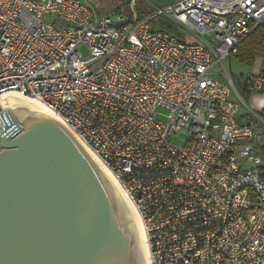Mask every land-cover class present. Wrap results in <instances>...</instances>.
<instances>
[{
	"label": "built area",
	"instance_id": "built-area-1",
	"mask_svg": "<svg viewBox=\"0 0 264 264\" xmlns=\"http://www.w3.org/2000/svg\"><path fill=\"white\" fill-rule=\"evenodd\" d=\"M136 5L0 0V94L41 102L100 157L140 214L150 264H264V117L225 67L264 0ZM156 18L172 29L152 30Z\"/></svg>",
	"mask_w": 264,
	"mask_h": 264
},
{
	"label": "water",
	"instance_id": "water-1",
	"mask_svg": "<svg viewBox=\"0 0 264 264\" xmlns=\"http://www.w3.org/2000/svg\"><path fill=\"white\" fill-rule=\"evenodd\" d=\"M125 1V0H122ZM0 118V264H145L135 218L84 143L18 101Z\"/></svg>",
	"mask_w": 264,
	"mask_h": 264
},
{
	"label": "rangeland",
	"instance_id": "rangeland-1",
	"mask_svg": "<svg viewBox=\"0 0 264 264\" xmlns=\"http://www.w3.org/2000/svg\"><path fill=\"white\" fill-rule=\"evenodd\" d=\"M92 1L95 4H97L98 8L105 7L107 9H109L108 14H110V15H112V12L114 11V9L121 3L120 0H92ZM136 1H137L136 9H138L139 11H140V9H141V11H144V10H147V7H146L147 1H149L150 3H152L154 5L161 6V5L167 4L171 0H136ZM181 32L185 33V31H183V30ZM82 52H85V50L82 49ZM225 67H226L229 75L232 78L234 87L236 88L237 92L241 96L244 103L248 107H250L252 110L257 111V112H261V109L259 107H257L256 105L251 104L250 100L243 93V82H244L243 79L245 78V76L248 74H254L255 72H258V71L264 69L261 66L260 62H255L252 66H247V65L239 62L235 56H232V57L228 58L227 61L225 62ZM223 80H225V79H223ZM231 100L237 101L239 104H241L240 101L237 100V98L234 96L231 97ZM243 110H244L243 106L240 105L239 112L243 113ZM162 119H165V118L162 117ZM18 123L21 124L20 122H18ZM187 137L188 136H187L186 132L178 131V132H175V134L173 135L172 142H175L178 144H183Z\"/></svg>",
	"mask_w": 264,
	"mask_h": 264
},
{
	"label": "bare ground",
	"instance_id": "bare-ground-1",
	"mask_svg": "<svg viewBox=\"0 0 264 264\" xmlns=\"http://www.w3.org/2000/svg\"><path fill=\"white\" fill-rule=\"evenodd\" d=\"M18 101L26 102L33 109L40 111V112H43V113H46V114H49V115H52L61 121V119L59 118V116L56 113L49 110L41 102H39L35 99H32L28 96L21 95V94L17 93L16 91H12V90L4 91L3 93L0 94V104L5 110L9 111V113L12 117V120H14L17 124H19L18 123L19 121L16 119V117L13 114L11 109ZM84 145L91 152V154L95 157L97 162L101 165V167L105 170V172L108 174L110 179L113 181V183L116 186V188L118 189V191L122 194L127 206L129 207V209H130V211H131V213H132V215L136 221L137 232L139 235L145 264H150L149 250H148V244H147V235H146V231L144 229V226H143L139 212L137 211V209L135 208L133 203L123 194L117 179L115 178L113 173L110 171V169L105 165V163L100 159V157L89 146H87L85 143H84Z\"/></svg>",
	"mask_w": 264,
	"mask_h": 264
},
{
	"label": "trees",
	"instance_id": "trees-1",
	"mask_svg": "<svg viewBox=\"0 0 264 264\" xmlns=\"http://www.w3.org/2000/svg\"><path fill=\"white\" fill-rule=\"evenodd\" d=\"M122 2V0H120ZM100 11H105L101 9ZM147 10L139 11V15L142 16ZM142 13V14H141ZM157 25V26H156ZM162 27L167 30H171V24L167 23L163 18H156L153 21L152 30ZM239 62L252 66L257 58H264V23L258 26L251 34L246 36L238 47V52L235 56ZM246 92L244 93V95ZM263 113V114H262ZM261 115L264 117V111H261Z\"/></svg>",
	"mask_w": 264,
	"mask_h": 264
},
{
	"label": "crops",
	"instance_id": "crops-1",
	"mask_svg": "<svg viewBox=\"0 0 264 264\" xmlns=\"http://www.w3.org/2000/svg\"><path fill=\"white\" fill-rule=\"evenodd\" d=\"M95 4V3H94ZM96 7H97V4H95ZM98 8V7H97ZM99 10L101 9H104L105 11L106 10H109L105 7L103 8H98ZM255 62H260L261 66L264 68V58H257ZM262 78L263 79V85H262V88L258 91H250L248 89V86L246 85V79L247 78ZM243 93L246 92L245 96H247V98L250 100L251 104H254L256 105L257 107H259L261 109V111H264V69L258 71V72H255L254 74H248L245 76V78L243 79ZM233 82V81H232ZM236 89V88H235ZM234 96L233 94L230 96L232 97ZM235 97V96H234ZM240 105L243 106V113L239 112V115L242 116L244 115L247 110H246V107L241 103L239 104V109H240Z\"/></svg>",
	"mask_w": 264,
	"mask_h": 264
}]
</instances>
